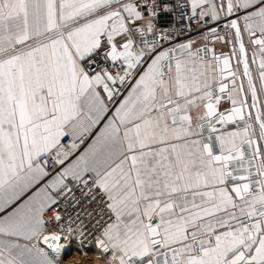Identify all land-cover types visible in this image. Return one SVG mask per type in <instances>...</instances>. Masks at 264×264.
Masks as SVG:
<instances>
[{
    "label": "snow or ice",
    "instance_id": "1",
    "mask_svg": "<svg viewBox=\"0 0 264 264\" xmlns=\"http://www.w3.org/2000/svg\"><path fill=\"white\" fill-rule=\"evenodd\" d=\"M86 247L264 264V0H0V264Z\"/></svg>",
    "mask_w": 264,
    "mask_h": 264
},
{
    "label": "rangeland",
    "instance_id": "2",
    "mask_svg": "<svg viewBox=\"0 0 264 264\" xmlns=\"http://www.w3.org/2000/svg\"><path fill=\"white\" fill-rule=\"evenodd\" d=\"M73 259H75V260H72V262H82L83 264H91L92 262L91 261H95L94 259H93V256H86V257H83V258H81L79 255H76V256H74L73 257Z\"/></svg>",
    "mask_w": 264,
    "mask_h": 264
},
{
    "label": "built area",
    "instance_id": "3",
    "mask_svg": "<svg viewBox=\"0 0 264 264\" xmlns=\"http://www.w3.org/2000/svg\"><path fill=\"white\" fill-rule=\"evenodd\" d=\"M74 247V246H73ZM88 247H86L85 249H87ZM72 260H75V259H72ZM72 260H69L68 261V264H83L82 262H72ZM91 264H98L97 261H93Z\"/></svg>",
    "mask_w": 264,
    "mask_h": 264
},
{
    "label": "trees",
    "instance_id": "4",
    "mask_svg": "<svg viewBox=\"0 0 264 264\" xmlns=\"http://www.w3.org/2000/svg\"><path fill=\"white\" fill-rule=\"evenodd\" d=\"M84 251H86L88 253L87 256H93L92 253L94 252V249L92 248H87V249H84Z\"/></svg>",
    "mask_w": 264,
    "mask_h": 264
},
{
    "label": "crops",
    "instance_id": "5",
    "mask_svg": "<svg viewBox=\"0 0 264 264\" xmlns=\"http://www.w3.org/2000/svg\"><path fill=\"white\" fill-rule=\"evenodd\" d=\"M91 262H93V261H91Z\"/></svg>",
    "mask_w": 264,
    "mask_h": 264
}]
</instances>
